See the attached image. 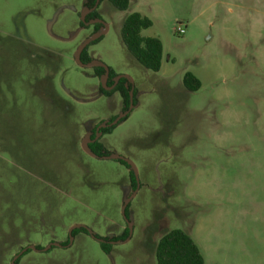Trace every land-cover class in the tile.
<instances>
[{"label": "rangeland", "instance_id": "obj_1", "mask_svg": "<svg viewBox=\"0 0 264 264\" xmlns=\"http://www.w3.org/2000/svg\"><path fill=\"white\" fill-rule=\"evenodd\" d=\"M86 2L0 0V264L30 245L19 264H157L156 244L174 228L205 264H264V0H132L126 11L104 0L97 33L81 24ZM135 10L153 23L141 34L163 43L159 71L122 40ZM97 34L92 62L133 85L127 118L97 139L138 168L124 241L130 169L83 149L125 112L76 60ZM76 224L87 232L70 237Z\"/></svg>", "mask_w": 264, "mask_h": 264}, {"label": "trees", "instance_id": "obj_2", "mask_svg": "<svg viewBox=\"0 0 264 264\" xmlns=\"http://www.w3.org/2000/svg\"><path fill=\"white\" fill-rule=\"evenodd\" d=\"M97 0H87L85 6L90 10L86 22L91 20L101 19L99 13L100 4L104 0H100L98 7L95 8ZM112 5L120 10L126 11L130 8L132 0H108ZM86 22H81L82 25H86ZM152 20L147 16L143 15L138 11H133L127 14L123 21L121 28V37L126 45L127 49L135 56V58L146 68L153 71H159L162 66L163 58V43L159 38L156 37H146L141 34L142 30L147 29L152 26ZM102 28V24L97 22L94 25L95 33L99 32ZM97 40V39H96ZM96 40L92 41L82 52L81 60L84 63H91L93 58L88 52V48L91 44L95 43ZM94 72L97 76L103 77L106 73L103 67H95ZM116 73L110 68L109 72V81L108 86H111L115 83ZM184 85L190 91H196L200 88V80L191 72H186L183 78ZM101 92L105 95H111L114 92H119L120 96L123 99L124 111H127L130 106L131 99V90L132 83L126 77H122L116 84L113 90H106L102 85L100 86ZM117 116H114L110 119L113 121ZM127 118L124 117L120 122L124 121ZM119 122V123H120ZM118 123V124H119ZM100 124V123H99ZM98 124V125H99ZM97 125V126H98ZM91 134V139H94L96 136V128ZM116 125L110 127H104L100 129L102 134L111 133ZM89 148L96 153L98 156L109 155V151L106 149L105 145L99 141H93L89 144ZM122 165L130 169V180L132 188L135 190L137 187V180L132 170L131 166L124 160H118ZM128 207V206H127ZM127 211V209H126ZM80 232H87L83 227H77L72 231V236L77 235ZM129 235V227L127 226L125 231L117 237V240H125ZM100 242L101 248L109 253L111 244L108 243V239H101ZM70 239L68 238L65 242L68 244ZM37 248H41L37 246ZM29 251V250H27ZM22 257V256H21ZM21 257L16 260V264H19ZM155 257L157 264H205L204 256L195 242L193 237L186 231L174 228L166 230L161 237L159 238L156 247H155Z\"/></svg>", "mask_w": 264, "mask_h": 264}, {"label": "water", "instance_id": "obj_3", "mask_svg": "<svg viewBox=\"0 0 264 264\" xmlns=\"http://www.w3.org/2000/svg\"><path fill=\"white\" fill-rule=\"evenodd\" d=\"M99 3V0H97L96 2V5L97 6ZM87 11L84 12L83 14V21H85V15H86ZM92 22H95V21H92ZM101 34H97L96 36H93V37H90L89 39L85 40L84 42H82L78 49H77V52H76V60L78 62V64L82 67H86V68H95V67H103L105 68L106 70V73H105V76H104V79L102 81V84L104 86L105 89L109 90L111 88H113V86L118 82V80L121 78H118L116 80V83L112 86H108L107 85V80H108V77H109V67L106 66L105 64L101 63V62H91V63H84L82 60H81V55H82V52L83 50L94 40H96L97 38L100 37ZM131 99H130V106L128 108L127 111H125L124 113H122L121 115L117 116V118H115L112 122L110 123H103L101 125L98 126L97 128V131L100 130V128H104V127H108V126H113L115 124H117L123 117L127 116L129 114V112L131 111V109L133 108V89L131 90ZM99 137V133L97 132V135H96V138L94 140H90V136L87 135L83 141V149L88 152L90 155L94 156V157H100L98 156L96 153H94L90 148H89V143L91 141H95L97 138ZM100 158H104V159H110V158H114V159H118V160H124L125 162H127L132 170L134 171V174H135V177H136V180H137V187L139 186V178H138V168L136 166V164L129 158H126L124 156H121L119 154H113V155H107V156H102ZM136 193V190H134L133 194L126 200V202L123 204V207H122V212H123V215H124V218L129 226V228L132 230V222H130V220L128 219V217L126 216V208L130 202V200L132 199L133 195ZM77 227H83L79 224H76L74 226H72V228L70 229V237L72 236V231L74 228H77ZM98 241H101L99 238L95 237ZM116 242H119V241H116ZM28 249H36L35 246L33 245H30V246H27L25 248H23V250L18 253L13 261H12V264H16V260L23 254V252H26Z\"/></svg>", "mask_w": 264, "mask_h": 264}, {"label": "flooded vegetation", "instance_id": "obj_4", "mask_svg": "<svg viewBox=\"0 0 264 264\" xmlns=\"http://www.w3.org/2000/svg\"><path fill=\"white\" fill-rule=\"evenodd\" d=\"M96 2H97V1H96ZM99 2H100V0H99ZM95 5H96V4H95ZM98 5H99V3H98ZM98 5L95 6V8L98 7ZM92 21H95L93 25H95L97 22L102 23V22H100L101 19L91 20V21H89V22H92ZM84 22H86V21H84ZM87 23H88V22H86V24H87ZM93 61H94V60H93ZM104 69H105V68H104ZM105 71H106V70H105ZM109 72H110V68H109ZM104 76H105V75H104ZM102 81H103V80H102ZM115 83H116V80H115ZM115 83H114V84H115ZM117 83H118V82H117ZM117 83H116V84H117ZM114 84H113V85H114ZM116 84H115V85H116ZM115 85H114V86H115ZM111 86H112V85H111ZM106 90H107V89H106ZM104 95H105V94H104ZM116 118H117V117H116ZM123 118H124V117H123ZM121 120H122V119H121ZM110 122H112V121L105 122V123H110ZM119 122H120V121H119ZM119 122H118V123H119ZM118 123H117V124H118ZM101 124H103V123H100L99 125H101ZM99 125H98V126H99ZM115 125H116V124H115ZM98 126H97V128H98ZM113 126H114V125H113ZM108 127H110V126H108ZM97 128H96V135H97V132H98L99 134H102V133L100 132V130L97 131ZM100 129H101V128H100ZM90 137H91V136H90ZM95 138H96V136H95ZM95 138H94V139H95ZM94 139H90V140H94ZM97 139H98V138H97ZM97 139H96V140H97ZM96 140H95V141H96ZM91 142H93V141H91ZM91 142H90V143H91ZM90 143H89V144H90ZM106 156H107V155H106ZM98 237H99V236H98ZM99 239H100V238H99ZM100 240H101V239H100ZM101 241H102V240H101ZM101 241H100V242H101ZM110 241H112V240H110ZM113 241H114V240H113Z\"/></svg>", "mask_w": 264, "mask_h": 264}, {"label": "built area", "instance_id": "obj_5", "mask_svg": "<svg viewBox=\"0 0 264 264\" xmlns=\"http://www.w3.org/2000/svg\"><path fill=\"white\" fill-rule=\"evenodd\" d=\"M177 30H178V32L180 33V34H184L185 33V26H183V25H180L178 28H177Z\"/></svg>", "mask_w": 264, "mask_h": 264}, {"label": "crops", "instance_id": "obj_6", "mask_svg": "<svg viewBox=\"0 0 264 264\" xmlns=\"http://www.w3.org/2000/svg\"><path fill=\"white\" fill-rule=\"evenodd\" d=\"M135 11H138V10H135ZM133 12V11H132ZM138 12H140L141 13V11H138Z\"/></svg>", "mask_w": 264, "mask_h": 264}]
</instances>
